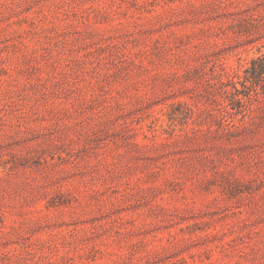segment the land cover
I'll return each instance as SVG.
<instances>
[{"label": "rangeland", "instance_id": "374dc122", "mask_svg": "<svg viewBox=\"0 0 264 264\" xmlns=\"http://www.w3.org/2000/svg\"><path fill=\"white\" fill-rule=\"evenodd\" d=\"M262 53L264 0H0V264H264Z\"/></svg>", "mask_w": 264, "mask_h": 264}, {"label": "trees", "instance_id": "16d2710c", "mask_svg": "<svg viewBox=\"0 0 264 264\" xmlns=\"http://www.w3.org/2000/svg\"><path fill=\"white\" fill-rule=\"evenodd\" d=\"M250 74L253 79H258L260 77L264 76V53H262L257 58H253L250 61ZM254 82H250L247 86L248 91H246L245 96L247 97V101L250 100V98L256 93V85L254 84L256 80H253Z\"/></svg>", "mask_w": 264, "mask_h": 264}]
</instances>
